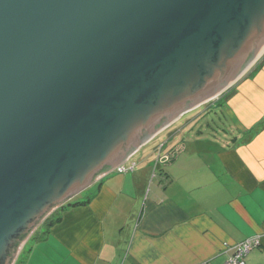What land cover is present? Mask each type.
Here are the masks:
<instances>
[{
    "label": "water",
    "instance_id": "1",
    "mask_svg": "<svg viewBox=\"0 0 264 264\" xmlns=\"http://www.w3.org/2000/svg\"><path fill=\"white\" fill-rule=\"evenodd\" d=\"M263 41L264 0H0V264Z\"/></svg>",
    "mask_w": 264,
    "mask_h": 264
},
{
    "label": "crops",
    "instance_id": "2",
    "mask_svg": "<svg viewBox=\"0 0 264 264\" xmlns=\"http://www.w3.org/2000/svg\"><path fill=\"white\" fill-rule=\"evenodd\" d=\"M222 103L235 135L178 142L150 184L135 163L102 177L20 264H226L255 234L246 264H264V56Z\"/></svg>",
    "mask_w": 264,
    "mask_h": 264
},
{
    "label": "rangeland",
    "instance_id": "3",
    "mask_svg": "<svg viewBox=\"0 0 264 264\" xmlns=\"http://www.w3.org/2000/svg\"><path fill=\"white\" fill-rule=\"evenodd\" d=\"M263 56L264 51L260 53L258 58L251 66L248 67L246 72L239 79L243 78L246 74L251 73ZM234 83H232L216 98L185 112L174 122L159 131L136 152H134L127 160L126 164L130 165V163H135L138 172L147 171L149 174L150 184L155 177L163 178L166 176L165 172L161 168H158V165H156V161L160 156L159 153L165 155L173 152L178 142L184 140L187 141L189 137L196 136L199 133L200 135L210 136L212 139L214 137L220 138L221 136H226L229 133L230 136L231 133L235 135L237 129L235 116L231 109L222 103L229 95ZM162 144L164 147L160 152L159 148ZM116 172V170H113L109 174H115ZM86 192H88L87 189L73 197L72 200L79 199ZM53 212H55V210ZM36 230L32 236L35 234ZM28 242V245L26 244L27 247L18 255L17 261H19V263L20 261H25L28 249L33 244L34 240Z\"/></svg>",
    "mask_w": 264,
    "mask_h": 264
},
{
    "label": "built area",
    "instance_id": "4",
    "mask_svg": "<svg viewBox=\"0 0 264 264\" xmlns=\"http://www.w3.org/2000/svg\"><path fill=\"white\" fill-rule=\"evenodd\" d=\"M164 145L162 144L159 148V151L163 149ZM175 152H171L169 154L162 155L159 153V158L156 161V165H159L161 163L169 162L173 159ZM135 167V164L131 166H126L125 164H122L118 166L115 170L117 172H127L129 170H133ZM261 244V236L260 235H252L237 244L233 247V253L226 262V264H246L247 262V256L253 250L254 248L260 246ZM13 264H20L19 261H16Z\"/></svg>",
    "mask_w": 264,
    "mask_h": 264
},
{
    "label": "trees",
    "instance_id": "5",
    "mask_svg": "<svg viewBox=\"0 0 264 264\" xmlns=\"http://www.w3.org/2000/svg\"><path fill=\"white\" fill-rule=\"evenodd\" d=\"M90 199H91V197H89L85 200L68 202V203L62 205L61 207H59L57 210H55V212L50 214V216L45 219V221L39 226V228L36 230L35 234L31 237V239H29V241H31V240L37 241V240L46 238L51 227L62 220V215H61L62 211H64L67 207H69L71 205H79V204L88 203L90 201Z\"/></svg>",
    "mask_w": 264,
    "mask_h": 264
},
{
    "label": "bare ground",
    "instance_id": "6",
    "mask_svg": "<svg viewBox=\"0 0 264 264\" xmlns=\"http://www.w3.org/2000/svg\"><path fill=\"white\" fill-rule=\"evenodd\" d=\"M260 46L262 47V49H261V47H259V48L257 49V53H256V55H255V59L258 58V56L260 55V53L264 51V41H263V43H262ZM253 61H254V60H253Z\"/></svg>",
    "mask_w": 264,
    "mask_h": 264
},
{
    "label": "clouds",
    "instance_id": "7",
    "mask_svg": "<svg viewBox=\"0 0 264 264\" xmlns=\"http://www.w3.org/2000/svg\"><path fill=\"white\" fill-rule=\"evenodd\" d=\"M24 249V248H23Z\"/></svg>",
    "mask_w": 264,
    "mask_h": 264
}]
</instances>
